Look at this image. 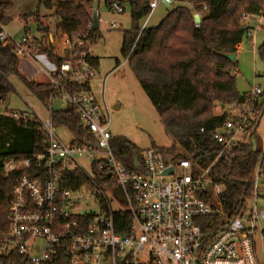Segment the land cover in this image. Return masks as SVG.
Returning a JSON list of instances; mask_svg holds the SVG:
<instances>
[{"label": "built area", "instance_id": "built-area-1", "mask_svg": "<svg viewBox=\"0 0 264 264\" xmlns=\"http://www.w3.org/2000/svg\"><path fill=\"white\" fill-rule=\"evenodd\" d=\"M157 1H151L152 12ZM110 10L118 14L125 11L114 2ZM147 25L146 20L142 30ZM0 44L19 61H34L42 55L37 61L42 65H37L38 74L46 77L51 89L48 119H42L25 100L29 113L0 105V118L38 126L45 140L40 153L26 160L12 159L4 166L5 175L22 174L13 188L6 226L0 227V264H53L62 260L69 264H260L256 242L258 232L264 236V229L259 228L264 223V210L258 209L264 175L258 168L252 207L246 204L234 216L235 210L225 212L221 200L225 189L213 177L217 164L228 162L240 146L252 142L251 134L261 117L256 111L262 96L259 88L246 94L243 103L219 107V115L228 118L213 132L220 150L207 169L152 147L138 158L140 165L135 170L133 159L129 166L123 164L112 147L115 137L110 131V107L98 101L91 88H82L90 87L97 70L92 65L96 57L88 34L70 41L56 31L41 37L26 33L18 41L0 22ZM44 47L65 59L60 67L41 53ZM76 86L82 89L77 91ZM54 103L74 109L90 135L86 145L59 138L50 118ZM80 159L90 166V173ZM171 168L173 174L164 175ZM77 171L87 179L88 187L74 191L63 186L62 176ZM99 174L109 186L100 187L96 181ZM118 187L123 189L126 204L115 197ZM85 194L94 198L97 212L80 209V198ZM113 202L120 208L114 209ZM123 209L130 212L131 221L121 234L115 216Z\"/></svg>", "mask_w": 264, "mask_h": 264}, {"label": "trees", "instance_id": "trees-1", "mask_svg": "<svg viewBox=\"0 0 264 264\" xmlns=\"http://www.w3.org/2000/svg\"><path fill=\"white\" fill-rule=\"evenodd\" d=\"M151 1L106 0L105 4L109 9L113 2L129 6L132 27L123 32L121 53L175 142L174 147L160 150L179 160L188 159L194 166L205 170L220 150L213 132L228 118L227 115H216L215 110L246 101V94H240L236 87L237 60L231 62L225 55L237 54L244 38L249 35L250 28L244 23L247 18H264V0H171L174 8L160 24L142 30L143 21L152 13ZM91 6L92 0L39 1V7L50 11L58 20L57 33L66 35L70 41L88 34V39L95 44L99 29H94ZM9 7L0 0V22L4 26L10 22L3 16ZM197 14L201 16L200 26L194 21ZM32 17L40 18L39 12L23 19L26 22ZM41 53L57 67L65 60L49 47H44ZM99 63V58L92 61L97 70ZM119 65L117 62L116 66ZM12 80L20 82L31 97L46 110L50 109L49 84L26 78L19 70V60L9 48L0 44V105L7 104L8 96L15 90ZM75 88L77 91L90 89L89 85ZM256 111L262 115L264 100L257 101ZM50 118L55 128L68 130L73 145L84 146L90 140L73 108L53 110ZM255 135L256 132L251 134L250 144L239 147L236 156L228 162H220L213 170L215 182L225 189L221 197L224 210L227 213L235 210L232 216L251 199L258 168L264 175V151L253 148ZM44 147L45 140L38 126L0 118V227L6 226L13 188L22 174L5 175V164L12 159H29ZM112 147L127 166L134 154L141 158L137 147L123 136L115 137ZM62 177L63 186L68 189L76 191L83 185L88 187L87 179L78 171ZM101 177L100 174L96 177L100 187L109 186ZM259 191L260 197L264 198V188ZM115 221L118 232L124 234L131 221L130 212L123 209L116 214ZM53 264L69 262L62 260Z\"/></svg>", "mask_w": 264, "mask_h": 264}, {"label": "rangeland", "instance_id": "rangeland-1", "mask_svg": "<svg viewBox=\"0 0 264 264\" xmlns=\"http://www.w3.org/2000/svg\"><path fill=\"white\" fill-rule=\"evenodd\" d=\"M10 5L9 10L3 14L10 22L6 25V31L16 40L26 34L23 26V17L39 12L41 23L45 28L54 31L57 19L51 16V12L44 7H39L40 0H2ZM126 1V0H125ZM153 1V0H152ZM157 8L149 15L148 28L157 27L174 6L164 0H158ZM106 0H92V13L96 12L99 20V36L91 47L93 57L99 58V67L96 76L90 81V88L98 101H105L110 107V131L112 136H123L132 142L141 155L146 150L155 146L159 149H170L175 146L168 129L161 122L160 117L153 107L146 93L136 80L132 71L124 60L121 49L123 44V32L132 27L131 14L128 4L124 5V13L118 14L106 6ZM256 17L248 18L246 26L253 28L251 33L244 38L239 52L236 55V87L240 94H249L253 88H259L262 96L259 103L264 100V23L257 24ZM145 22V20L143 21ZM142 22V23H143ZM115 28L111 29V25ZM30 34L38 36V24L28 20ZM263 26V27H262ZM24 59L19 61V69H22ZM117 62L120 65L117 67ZM40 63V62H39ZM41 65V63H40ZM42 66V65H41ZM15 90L8 96L7 106L9 110L29 113V108L24 100L41 116L48 119L49 113L46 109L28 94L26 88L18 81L12 80ZM54 111L63 109L61 104L54 103ZM220 114L217 108L214 112ZM59 138L69 143L71 136L64 128L56 129ZM257 135L264 133V111L260 117L256 131ZM264 144V140H263ZM255 138L253 148L257 149ZM264 149V146H263ZM80 164L87 173L91 172L90 166L85 160L80 159ZM111 198V196L109 195ZM247 204L252 207V201ZM113 208L120 206L113 202ZM80 209L86 212H97L98 206L90 194L80 198ZM258 209L264 210V198L258 199ZM259 228L264 229V223ZM256 242L257 259L264 264V236L258 232Z\"/></svg>", "mask_w": 264, "mask_h": 264}, {"label": "crops", "instance_id": "crops-1", "mask_svg": "<svg viewBox=\"0 0 264 264\" xmlns=\"http://www.w3.org/2000/svg\"><path fill=\"white\" fill-rule=\"evenodd\" d=\"M249 19H251V18H249ZM28 20H30V21L33 20L36 24H38L39 35L36 36V37H41L42 35H45L47 33H53V32L56 31V27H55L54 31H51L49 28H45L43 26V24L41 23V19L40 18L37 19V17L36 18H33L32 17V18H29ZM28 20L25 22V20L22 19L23 26L25 27L24 28L25 33H31L30 32V29L28 28V25H27ZM247 20H245V23L247 22ZM263 23H264V18H258L257 19V24H259L261 26ZM56 25H57V23H56ZM41 28L47 29V30L46 31H43ZM251 29H253V28H250V30ZM250 33H251V31H250ZM240 48H241V46L239 47V50H240ZM41 59H43V56L42 55L36 56V58L34 59V61L28 60V59H24V62H23V65H22V69L21 70L19 69V70L30 81H35V82H39V83H48V81H47V79H46L45 76L38 74V67H37V65H39V63L37 61L38 60H41ZM254 138H255V141H256L257 146H258L257 148L258 149H262L264 151V149H263V146H264V144H263L264 133L263 134H259V135H257V133H256V135H255ZM104 264H108V263H104Z\"/></svg>", "mask_w": 264, "mask_h": 264}, {"label": "water", "instance_id": "water-1", "mask_svg": "<svg viewBox=\"0 0 264 264\" xmlns=\"http://www.w3.org/2000/svg\"><path fill=\"white\" fill-rule=\"evenodd\" d=\"M167 3H172L171 0H166ZM194 21H195V24L197 26H200L201 24V16L199 14L195 15L194 16ZM93 25H94V29L97 30L99 28V20L97 19V14L96 12H93ZM236 55L237 54H230V55H225V58L230 60L231 62L235 61L236 59ZM140 163H139V159L138 157L136 156V154H134L133 156V167L135 170L138 169ZM173 168L167 170L164 175H172L173 174ZM115 197L121 201L122 203L126 204L127 203V200H126V197H125V194L123 192V189L121 187H118L117 189V193L115 195Z\"/></svg>", "mask_w": 264, "mask_h": 264}]
</instances>
